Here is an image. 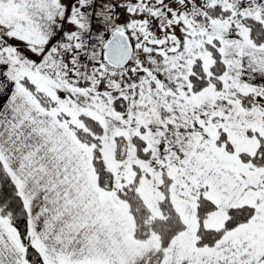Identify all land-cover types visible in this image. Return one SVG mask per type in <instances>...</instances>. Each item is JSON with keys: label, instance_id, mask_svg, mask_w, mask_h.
Wrapping results in <instances>:
<instances>
[{"label": "snow or ice", "instance_id": "1", "mask_svg": "<svg viewBox=\"0 0 264 264\" xmlns=\"http://www.w3.org/2000/svg\"><path fill=\"white\" fill-rule=\"evenodd\" d=\"M0 264H264V0H0Z\"/></svg>", "mask_w": 264, "mask_h": 264}]
</instances>
